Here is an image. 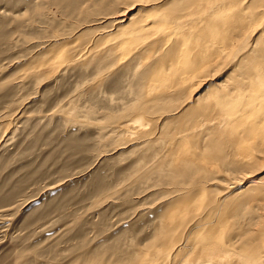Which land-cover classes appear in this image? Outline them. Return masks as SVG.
<instances>
[{"label":"rangeland","instance_id":"374dc122","mask_svg":"<svg viewBox=\"0 0 264 264\" xmlns=\"http://www.w3.org/2000/svg\"><path fill=\"white\" fill-rule=\"evenodd\" d=\"M125 7L121 0H0V264L163 261L155 257L158 234L175 182L153 161L159 143L119 132V116L151 78L131 63L119 72V57L109 54ZM138 11L145 13L137 7L131 15ZM102 33L98 46L107 53L56 59ZM226 64L208 85L230 77ZM233 161L207 165L206 178L218 182L208 189L214 196L240 172ZM231 212L237 218L244 210Z\"/></svg>","mask_w":264,"mask_h":264},{"label":"bare ground","instance_id":"6f19581e","mask_svg":"<svg viewBox=\"0 0 264 264\" xmlns=\"http://www.w3.org/2000/svg\"><path fill=\"white\" fill-rule=\"evenodd\" d=\"M121 2L109 54L119 57V72L131 63L151 78L119 116V132L159 143L155 166L176 183L155 257L161 264H264V0ZM137 7L145 13L131 15ZM106 33L56 59L83 62L106 52L98 46ZM224 64L233 65L230 77L208 85ZM230 156L240 172L214 196L208 189L218 182L206 178L207 165Z\"/></svg>","mask_w":264,"mask_h":264}]
</instances>
